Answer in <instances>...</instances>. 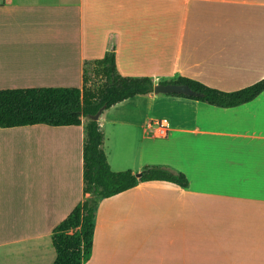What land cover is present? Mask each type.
<instances>
[{
	"label": "crops",
	"instance_id": "0c3cea01",
	"mask_svg": "<svg viewBox=\"0 0 264 264\" xmlns=\"http://www.w3.org/2000/svg\"><path fill=\"white\" fill-rule=\"evenodd\" d=\"M108 52L123 77L239 91L264 80V0H0V90L82 88ZM88 121L0 128V250L13 264L55 261L52 232L86 199ZM98 122L112 171L165 167L188 186L102 199L85 264H264V92L233 108L140 95Z\"/></svg>",
	"mask_w": 264,
	"mask_h": 264
},
{
	"label": "trees",
	"instance_id": "16d2710c",
	"mask_svg": "<svg viewBox=\"0 0 264 264\" xmlns=\"http://www.w3.org/2000/svg\"><path fill=\"white\" fill-rule=\"evenodd\" d=\"M98 83V84H97ZM164 84L189 86L194 96L174 94L207 103L214 107L233 108L256 99L264 92V80L235 92H222L206 85L179 78ZM150 77H123L118 73L116 55L108 52L102 59L87 64L82 88H32L0 90V128L47 125L85 128L83 148V182L86 199L52 232L56 252L53 264H85L92 256L96 210L102 199L136 187L141 182H169L186 188L183 173L165 167L146 166L138 178L132 170H111L103 150L104 134L98 121L91 120L100 109L105 110L136 96L153 93ZM88 196V197H87Z\"/></svg>",
	"mask_w": 264,
	"mask_h": 264
},
{
	"label": "water",
	"instance_id": "95a60500",
	"mask_svg": "<svg viewBox=\"0 0 264 264\" xmlns=\"http://www.w3.org/2000/svg\"><path fill=\"white\" fill-rule=\"evenodd\" d=\"M153 94L156 96L160 95H174V94H181L185 96H194L195 93L192 91V89L187 85H180V84H164V83H158L155 84L153 87ZM105 108H102L99 110V112L95 115L90 117L91 120L98 121L103 114ZM137 177L140 178L141 174L138 173Z\"/></svg>",
	"mask_w": 264,
	"mask_h": 264
},
{
	"label": "rangeland",
	"instance_id": "374dc122",
	"mask_svg": "<svg viewBox=\"0 0 264 264\" xmlns=\"http://www.w3.org/2000/svg\"><path fill=\"white\" fill-rule=\"evenodd\" d=\"M52 251H53V253H55L53 248H52ZM12 262L15 263V257L13 255L12 248L9 246L3 247L0 250V264H13ZM52 262H53V259H51V261L49 260L43 264H51Z\"/></svg>",
	"mask_w": 264,
	"mask_h": 264
},
{
	"label": "built area",
	"instance_id": "2783aa9c",
	"mask_svg": "<svg viewBox=\"0 0 264 264\" xmlns=\"http://www.w3.org/2000/svg\"><path fill=\"white\" fill-rule=\"evenodd\" d=\"M154 126L157 128L158 130V135L161 137L166 136L167 132H168V123L165 120H160L154 123Z\"/></svg>",
	"mask_w": 264,
	"mask_h": 264
}]
</instances>
